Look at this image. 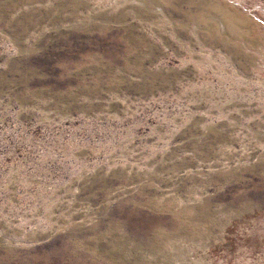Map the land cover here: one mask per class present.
Returning <instances> with one entry per match:
<instances>
[{"label":"rangeland","instance_id":"obj_1","mask_svg":"<svg viewBox=\"0 0 264 264\" xmlns=\"http://www.w3.org/2000/svg\"><path fill=\"white\" fill-rule=\"evenodd\" d=\"M0 264H264V0H0Z\"/></svg>","mask_w":264,"mask_h":264},{"label":"bare ground","instance_id":"obj_2","mask_svg":"<svg viewBox=\"0 0 264 264\" xmlns=\"http://www.w3.org/2000/svg\"><path fill=\"white\" fill-rule=\"evenodd\" d=\"M223 15H224V20H225V23H226L227 29H228V31H227L228 33L226 35L227 38L230 37L229 32L232 31L233 29L236 30V33H239V34L247 33L248 27H246L245 29L240 27L241 25L246 23L245 19H241V20L234 19L233 15H231V13H226V12L223 13Z\"/></svg>","mask_w":264,"mask_h":264}]
</instances>
